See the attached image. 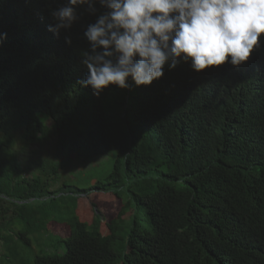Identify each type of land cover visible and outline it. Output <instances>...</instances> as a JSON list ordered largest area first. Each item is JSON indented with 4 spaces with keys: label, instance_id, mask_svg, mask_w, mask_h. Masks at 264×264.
<instances>
[{
    "label": "trees",
    "instance_id": "1",
    "mask_svg": "<svg viewBox=\"0 0 264 264\" xmlns=\"http://www.w3.org/2000/svg\"><path fill=\"white\" fill-rule=\"evenodd\" d=\"M67 4L0 0L2 246L15 221L26 225L18 238L29 245L27 233L46 228L59 202L86 198L90 228L74 213L64 253L22 264H264V35L240 67L231 57L203 73L191 60L166 63L150 86L129 78L128 89L109 85L96 96L81 83L82 54L88 26L108 9L78 6V20L57 37L52 12ZM19 127L24 148L53 151L30 174L19 173L11 152L8 135ZM111 154L103 179L52 189L66 158ZM104 194L120 200L106 234L92 201Z\"/></svg>",
    "mask_w": 264,
    "mask_h": 264
},
{
    "label": "clouds",
    "instance_id": "2",
    "mask_svg": "<svg viewBox=\"0 0 264 264\" xmlns=\"http://www.w3.org/2000/svg\"><path fill=\"white\" fill-rule=\"evenodd\" d=\"M96 2L108 11L85 33L90 51L82 54L88 75L81 82L96 96L109 85L128 89L129 78L150 86L164 76L166 63L174 69L191 60L203 73L231 57L240 67L264 35V0H68L52 12L57 23L49 31L59 37L78 20V6L95 12Z\"/></svg>",
    "mask_w": 264,
    "mask_h": 264
},
{
    "label": "rangeland",
    "instance_id": "3",
    "mask_svg": "<svg viewBox=\"0 0 264 264\" xmlns=\"http://www.w3.org/2000/svg\"><path fill=\"white\" fill-rule=\"evenodd\" d=\"M46 124L50 125L48 120H46ZM23 129V127H19L13 130L8 135V138L13 143L11 152L17 156L19 173L27 172L30 174L33 169L39 168L40 164L45 160H51L53 151H50V145L48 144L46 146L43 145L44 150L40 149L39 145L24 148V142L22 141L20 144V139L24 132ZM66 159L64 169L60 170L59 175L51 181L55 183L58 179L52 189L60 186L63 182L77 187H88L93 182L103 179L113 167L114 155H98L88 161L81 160L79 156ZM45 179L47 180L48 178L45 177ZM107 195L104 194L105 197L100 199L95 196L92 200L96 204V209L102 214L96 212V217H101L102 220L100 230L103 234L109 232L108 223L116 216L120 206V200L117 197L110 200L111 198L109 199ZM103 200L105 202H102ZM89 205L90 203L86 198L78 199L76 204L71 197L59 202L58 208L54 210L55 212L49 220L50 224H47L46 228L39 225L34 232L27 233V236L30 237L29 245L18 238V232L25 230L26 225L20 220L15 221L11 231L6 233L10 235V241L5 247L2 246L0 241V264H22L23 261L32 260L40 254L64 253L67 246L60 240L68 235V221L74 213H77L80 219L82 218V220L86 221L88 229L90 228L93 213Z\"/></svg>",
    "mask_w": 264,
    "mask_h": 264
}]
</instances>
